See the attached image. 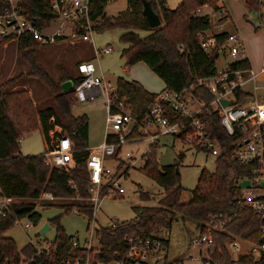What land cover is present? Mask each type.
Wrapping results in <instances>:
<instances>
[{
    "label": "trees",
    "instance_id": "16d2710c",
    "mask_svg": "<svg viewBox=\"0 0 264 264\" xmlns=\"http://www.w3.org/2000/svg\"><path fill=\"white\" fill-rule=\"evenodd\" d=\"M109 0H90V19L99 18L94 30L118 27L122 32L118 40L125 43L120 49L119 56L124 59V69L137 61L143 62L163 83L162 88L179 90L192 85L194 93H201L205 99H210L208 92L196 85V79L215 73L217 53L215 50L203 51L198 45V34L211 25L207 14H193L195 8L210 6L218 8L216 0H179L170 8L166 0H148L152 9L159 15L161 24L148 27L142 13L141 0H126L125 9L112 16L104 13V6ZM250 10H261L264 1L242 0ZM6 6L0 0V10ZM261 7V8H260ZM21 14L31 19L36 28L43 30L54 15L49 0H19ZM260 8V9H259ZM82 30V29H81ZM139 30H146L140 35ZM226 31L216 32L218 39H222ZM41 44L30 34H22L16 41L19 57L28 64V74L37 77L47 88L53 98V105L36 107L29 91L25 87L15 86L21 74L12 75L0 82V195L9 198L4 214L0 213V264H60L64 257L84 254L85 250L71 245L70 238L59 223L60 214L47 219L54 227V235L50 240H44L46 248L40 253L28 242L20 249L12 237L4 232L13 222L27 216L33 223H37L40 214L34 209V202L42 191H49L54 197L70 198L63 203L49 202L57 205L63 213L69 212L73 206L89 217L90 205L82 198L87 196L86 185L88 173L85 157L88 136V120L86 114L73 115L70 105L76 100L73 87L81 80L82 75H64L60 80H54L35 61V46ZM248 57L231 62L237 65L249 66ZM70 79L72 86L61 89V82ZM114 92L119 98L126 97L131 113L137 119H142L146 113L147 104L157 92L145 89L135 79L117 76L114 81ZM208 114L213 125L217 126L216 114L209 108ZM52 120V123L49 121ZM39 125L42 128L45 146L50 142V130L58 125L68 135L72 143V157L74 165L64 169L45 163L43 152L37 154H22L19 150L20 137ZM158 143L148 145V151L141 155L142 172L151 177L164 189V194L155 205L138 206L136 214L128 220L116 221L113 225L98 226L95 231L98 242L99 257L106 259L113 252L124 250L123 236L130 234H145L162 227L167 230L176 215L197 221L196 228L207 222L210 214L229 209L236 194L233 187V177L249 173V167L233 162L225 153L215 156L214 169L208 171L201 168L196 178L195 186L190 190L191 196L187 201H180L182 187L179 184L177 160L170 164L159 166L156 152ZM178 158L182 157L179 151ZM124 174L125 171H124ZM72 185L74 187H72ZM76 194L80 199H75ZM114 196H117L114 195ZM150 194L141 189L138 197L148 199ZM26 198L27 200H23ZM238 215L224 225L222 230L211 231L212 246L208 249L212 264L231 263L224 241L232 235L248 238L253 241L261 239V219L250 209L239 207ZM201 231H205L201 228ZM40 244V241H36ZM238 261L257 264L249 255H239Z\"/></svg>",
    "mask_w": 264,
    "mask_h": 264
},
{
    "label": "built area",
    "instance_id": "2783aa9c",
    "mask_svg": "<svg viewBox=\"0 0 264 264\" xmlns=\"http://www.w3.org/2000/svg\"><path fill=\"white\" fill-rule=\"evenodd\" d=\"M4 1L6 6L0 10V46L8 41L16 43L22 34H30L40 43L52 42L62 37L90 41L89 33L99 23V18L89 17L90 0H49L59 28L54 33L43 34L31 19L21 14L19 0ZM217 5L218 8L214 10L217 17L226 16L228 11L225 5ZM200 9L201 7L195 8L193 14H200ZM197 43L205 52L215 50L217 57L224 56L223 65H216L214 74L196 79V85L208 92L211 98L207 100L200 92L194 93L192 85L179 90L161 88L147 104L142 119H137L131 113L126 97L119 98L115 95L114 83L98 74L91 60L76 63V71L82 78L73 87L75 99L82 101L100 95L105 109L103 139L89 146L85 157L88 183L85 187L87 196L82 199L90 205L87 227L90 221H94L100 199L104 195H120L124 191L119 179L125 170L120 171L118 165L125 161L132 164L131 160L134 158L131 151L122 150V146L136 143L141 138L146 139L148 144L141 151V157L148 151V145L157 142L160 135H171L214 156L225 153L233 162L249 167L248 174L233 177L236 194L231 207L210 214L207 222L198 227L197 233L188 239L191 246L204 251L198 257L202 264H212L208 254L213 243L210 232L222 230L225 224L238 215L236 210L239 207L250 209L261 219V239L253 241L237 235L229 236L224 245L228 242L234 254L231 255L226 248L232 262L225 264H248L247 261H238L239 255H249L257 264H264V100L258 99L261 85L256 83L258 75H264V66L256 72L251 64L236 67L231 65L233 61L248 57L245 42L239 32H227L225 37L218 39L215 33L201 31ZM109 51V46L94 49L95 55ZM223 99L230 102L222 104ZM209 108L216 114V127L204 112ZM49 122L52 123V120ZM58 127L60 126L54 125L50 130V142L43 151V156L46 164L68 169L74 165L72 143L61 127L57 131ZM121 153L123 158L119 156ZM110 155L117 159L114 166H109L105 161ZM38 198L53 200L55 197L45 190ZM73 198L80 199L76 194ZM3 200L0 203L1 214H4L10 201L6 197ZM72 211L83 213L78 206H73ZM116 221L112 219L109 225ZM201 228L205 231H201ZM91 230L90 228L88 237L78 239L73 235L70 238L71 245L84 249L85 253L64 257L60 264L172 263L167 257L169 240L165 228L159 227L156 231L145 234H125L122 240L124 250L113 252L106 259L99 257L96 228L93 230L95 244L92 243ZM31 244L37 253L46 248V244L39 245L36 241ZM238 249L240 250L237 251ZM214 264L221 263L217 261Z\"/></svg>",
    "mask_w": 264,
    "mask_h": 264
},
{
    "label": "rangeland",
    "instance_id": "374dc122",
    "mask_svg": "<svg viewBox=\"0 0 264 264\" xmlns=\"http://www.w3.org/2000/svg\"><path fill=\"white\" fill-rule=\"evenodd\" d=\"M179 0H166V5L174 7ZM264 1V0H261ZM217 3L224 4L228 14L218 18L216 12L205 5L200 14L210 16L211 25L206 32L216 33L219 31L239 32L245 42L246 51L252 67L259 72L264 66V8L261 10L250 11L242 0H218ZM126 0H109L106 2L103 10L107 16H112L125 9ZM259 8V9H260ZM65 25L64 30H67ZM59 28L58 22L52 20L48 27L42 30L43 34L54 33ZM121 28L110 27L96 31L92 29L89 33L90 41L73 39L67 37L56 39L52 42H42L35 46V61L41 68L48 73L54 80H60L64 75H75L76 63L82 60H91L98 74H102L105 80L114 83L117 76H123L132 79L133 76H141L148 80L154 88L161 81L143 62L133 63L127 70L124 69V59L119 56L120 49L125 43L118 40ZM140 35L146 34V30H139ZM103 46H109L108 53L95 55L94 49ZM224 56L218 55L215 64L222 66ZM132 67V68H131ZM146 67L152 73L149 75L143 68ZM29 68L27 62L19 57V51L16 43L8 41L0 46V82L12 75L21 74L16 80L15 86L28 89L32 102L36 107L53 105V98L49 94L46 86L35 76L28 74ZM257 84L261 85L258 89V99L264 100V75H258ZM150 86V85H149ZM252 89V84H251ZM70 112L73 115L86 114L88 120V145H94L103 139L105 109L100 95L93 99L82 101L75 100L70 105ZM57 131L61 129L56 128ZM158 147L156 157L159 166L173 163L177 160V170L179 174V184L182 187L180 201L190 199V190L196 184V178L201 168L208 171L214 169L215 156L199 148L182 142L180 139L171 135H160L157 140ZM148 141L144 138L136 143L122 146V150L131 151L134 158L132 164L127 161L119 163V170H125V173L119 183L124 191L117 196L104 195L100 199L99 209L94 215V221H90L87 227L88 216L72 211L63 213V209L57 205H48L49 202L63 203L71 201L70 198L55 197L53 200L36 198L30 201L34 202V209L40 214L37 223L33 224L27 216L16 219L13 224L4 232V235L14 239L16 246L20 249L28 242L40 241L39 245L45 244L43 241L50 240L54 235V227L49 224V228L42 234L37 231L40 226L47 222L48 218L60 214L59 223L67 235H75L78 239L89 236V229L93 236V230L98 226L109 225L112 219L128 220L135 216L138 206L155 205L158 199L164 194V189L159 186L151 177L147 176L140 169L143 160L140 157L141 151L146 147ZM19 150L22 154H37L44 151L45 140L41 126L24 133L18 142ZM182 157L178 158V152ZM120 158H123L121 153ZM109 166H114L117 159L110 155L105 158ZM120 170V171H121ZM124 172V171H123ZM141 189L150 194L148 199L138 197V190ZM23 200H27L23 198ZM4 200L0 196V203ZM197 221L190 218H181L179 214L167 228L169 251L168 259L171 264H202L199 255L204 251L198 247L189 244V237L196 234ZM92 243H96L94 236ZM226 248L231 255L234 254L230 244L226 243ZM243 249V246L241 250ZM238 249L237 251H239Z\"/></svg>",
    "mask_w": 264,
    "mask_h": 264
},
{
    "label": "water",
    "instance_id": "95a60500",
    "mask_svg": "<svg viewBox=\"0 0 264 264\" xmlns=\"http://www.w3.org/2000/svg\"><path fill=\"white\" fill-rule=\"evenodd\" d=\"M142 3V13L145 17L148 27H154L161 24V19L159 15L152 9L150 2L148 0H141ZM62 90H66L72 86L71 80L67 79L60 84ZM230 101L223 99L222 104H228ZM49 228L47 222L43 223L38 229L37 233L42 235Z\"/></svg>",
    "mask_w": 264,
    "mask_h": 264
},
{
    "label": "crops",
    "instance_id": "0c3cea01",
    "mask_svg": "<svg viewBox=\"0 0 264 264\" xmlns=\"http://www.w3.org/2000/svg\"><path fill=\"white\" fill-rule=\"evenodd\" d=\"M218 4V3H217ZM204 7V6H203ZM203 7H201V9L200 10H202L203 9ZM247 52V51H246ZM247 56H248V54H247ZM249 58V57H248ZM132 68V67H131ZM145 70H146V72L149 74V75H151V76H153L152 75V73L149 71V69H147L146 67H143ZM155 76V75H154ZM153 76V77H154ZM155 78V77H154ZM132 79H135V80H137L138 82H140L141 83V85L145 88V89H147L148 91H151V92H157L158 90H160L162 87H163V83L161 82V81H158L156 78V80H157V82H158V86L157 87H153L151 84H148V80H146V78H144V77H141V76H133V78ZM150 85V86H149ZM103 136H104V131H103ZM92 146V145H91ZM1 196V195H0ZM3 199H4V197L3 196H1ZM169 251V250H168ZM167 257H168V253H167Z\"/></svg>",
    "mask_w": 264,
    "mask_h": 264
}]
</instances>
